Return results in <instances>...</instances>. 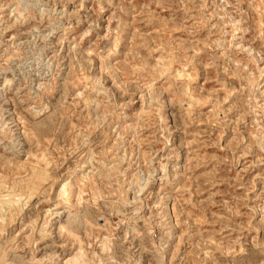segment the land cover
Wrapping results in <instances>:
<instances>
[{
  "label": "rangeland",
  "instance_id": "1",
  "mask_svg": "<svg viewBox=\"0 0 264 264\" xmlns=\"http://www.w3.org/2000/svg\"><path fill=\"white\" fill-rule=\"evenodd\" d=\"M0 264H264V0H0Z\"/></svg>",
  "mask_w": 264,
  "mask_h": 264
},
{
  "label": "bare ground",
  "instance_id": "2",
  "mask_svg": "<svg viewBox=\"0 0 264 264\" xmlns=\"http://www.w3.org/2000/svg\"><path fill=\"white\" fill-rule=\"evenodd\" d=\"M51 9V8H50ZM55 11V10H54Z\"/></svg>",
  "mask_w": 264,
  "mask_h": 264
}]
</instances>
